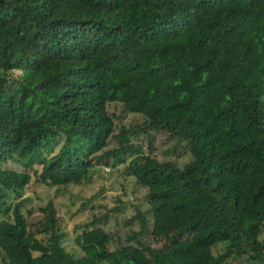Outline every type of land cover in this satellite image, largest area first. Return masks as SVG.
Segmentation results:
<instances>
[{
	"label": "trees",
	"instance_id": "16d2710c",
	"mask_svg": "<svg viewBox=\"0 0 264 264\" xmlns=\"http://www.w3.org/2000/svg\"><path fill=\"white\" fill-rule=\"evenodd\" d=\"M263 96L264 0H0V264H264ZM158 130L188 160L156 157ZM127 156L147 203L127 238H165L111 245L94 216L75 256L50 200L37 222L23 211L31 180Z\"/></svg>",
	"mask_w": 264,
	"mask_h": 264
},
{
	"label": "rangeland",
	"instance_id": "374dc122",
	"mask_svg": "<svg viewBox=\"0 0 264 264\" xmlns=\"http://www.w3.org/2000/svg\"><path fill=\"white\" fill-rule=\"evenodd\" d=\"M107 109L115 116L117 122L130 124L136 119L139 120L140 117L138 114L124 111L119 102L107 103ZM151 135L152 153L156 157L174 160L179 165L190 157L182 141L176 142L162 130L151 131ZM146 138V135L142 133L132 135V140L138 139L142 143V149H146ZM58 144L57 141L55 148ZM108 146H116L114 138L107 139L106 147ZM129 158L130 156H127L123 161L116 162L113 168L102 160L85 180L79 183H68L59 188L31 180L19 195L27 196L22 209L30 222H37L38 218L46 212L41 206L50 200L54 216L64 233L61 244L75 256L80 254L74 242L75 232L79 231L84 223L90 226L89 222L94 216H98L95 224L101 225L112 237L111 245L118 244L119 240L131 244H136L137 241L154 243L156 239L161 240L168 236L171 230L159 232L153 237L152 231L147 226L148 228L142 232L127 238L132 234V230L136 231L139 228L138 218L135 216L136 210L145 212L147 208L143 196L144 188L137 186L126 170ZM31 225L35 228L34 224Z\"/></svg>",
	"mask_w": 264,
	"mask_h": 264
}]
</instances>
